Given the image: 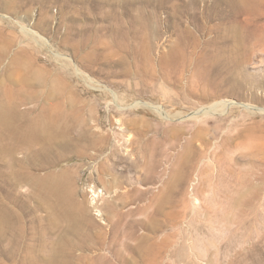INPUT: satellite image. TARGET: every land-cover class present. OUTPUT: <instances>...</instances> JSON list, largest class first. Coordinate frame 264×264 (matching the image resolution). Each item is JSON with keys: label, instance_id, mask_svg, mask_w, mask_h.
Listing matches in <instances>:
<instances>
[{"label": "rangeland", "instance_id": "obj_1", "mask_svg": "<svg viewBox=\"0 0 264 264\" xmlns=\"http://www.w3.org/2000/svg\"><path fill=\"white\" fill-rule=\"evenodd\" d=\"M8 96L0 264H264V0H0Z\"/></svg>", "mask_w": 264, "mask_h": 264}, {"label": "bare ground", "instance_id": "obj_2", "mask_svg": "<svg viewBox=\"0 0 264 264\" xmlns=\"http://www.w3.org/2000/svg\"><path fill=\"white\" fill-rule=\"evenodd\" d=\"M8 102H7V104H5L4 102H2L1 103V106H0V127H6V129H9V130H12L13 128L15 129V119L17 118V116H18V112H17V110L15 109L16 108V106H15V104H14V102H13V99H12V97L11 96H8ZM225 105H222L220 102H218L217 103V105H216V109H220V108H223ZM29 133H28V135L29 136H32V135H34L33 137L34 138H38L39 137V135H41V134H47V127H46V125H44V124H35V125H32L29 129ZM125 132V131H124ZM202 145V144H201ZM126 147H127V145H126ZM128 148V147H127ZM193 151V149L190 147V145H188L187 146V149H186V152L185 153H187L188 155H189V152H192ZM128 152V151H127ZM118 157H121V156H119L118 155ZM186 166V164L184 165V167ZM207 166H204L201 170H200V173H199V179L200 180H198L199 181V190H198V194H197V197H196V203L197 204H199V203H201V200H200V197H199V195L201 194V192H203L204 191V189L205 188H207L208 187V179H209V177H210V172L208 173V174H206L208 171H209V167L208 168H206ZM192 168H194V163H191L190 165H188V167L186 168V170L185 169H180V172L178 173V176H179V179L180 180H182L184 183L186 182V180H187V177L190 175V173H191V169ZM188 169V170H187ZM218 173H220V169H218ZM234 175L235 174H233V173H229L228 175H223L222 176V179H221V181H219L220 182V184L219 185H222V187L223 188H220V190H218V191H216V190H214V199H216L217 201H218V203H217V205H218V208H217V211L218 210H221V203H220V200H221V197L222 196H229L230 195V193H229V188H228V186H226V185H229V183H231V178H230V176H232L233 178H234ZM64 177H65V174H63V173H61V174H57V175H55L54 177H53V181H56L57 183L56 184H54V185H61V181L64 179ZM145 179H148V180H153L154 181V177H153V175H151V176H147ZM45 180H47V178L45 179ZM238 180H240L239 178H238ZM151 182V181H150ZM45 183H46V185H48V184H50V182L49 181H45ZM61 187V186H60ZM222 189V190H221ZM213 199V200H214ZM236 200V199H235ZM234 200V203L236 202ZM239 202V201H238ZM248 205L247 206H249V210H250V212H251V209H252V204H253V199H252V197L248 200ZM220 205V206H219ZM198 211V210H197ZM201 211V210H200ZM200 213V212H199ZM198 212H197V214H199ZM222 214V213H221ZM218 215V214H217ZM243 215H244V212H241V210L239 211V212H237L234 216H229L228 214L225 216V214H224V216L221 218V220L220 219H218L217 221L218 222H221L219 225H217L215 222H213V224H212V227L213 228H217V229H219V226L220 225H224L225 224V226H227L228 227V229L229 228H232L234 225H240L241 223H242V217H243ZM200 217V216H199ZM202 218V217H201ZM200 218V219H201ZM212 218V217H211ZM197 219V218H196ZM199 219V218H198ZM213 219V218H212ZM194 220V219H193ZM193 220H191L190 219V221H189V223H190V225L193 223V222H191V221H193ZM215 220V219H214ZM216 221V220H215ZM187 222V221H186ZM177 223V222H176ZM189 223L187 224V225H189ZM212 223V222H211ZM224 223V224H223ZM197 224H199L198 222H197ZM202 224V223H201ZM205 224V223H204ZM210 224V223H209ZM119 226V223H115L114 224V228H113V233H114V230L115 229H117V228H119L118 227ZM179 226V225H178ZM190 227H192V226H190ZM199 228V227H198ZM226 228V227H225ZM233 229V228H232ZM196 230V229H195ZM227 231V230H226ZM175 233V232H174ZM155 259H156V257H155Z\"/></svg>", "mask_w": 264, "mask_h": 264}]
</instances>
